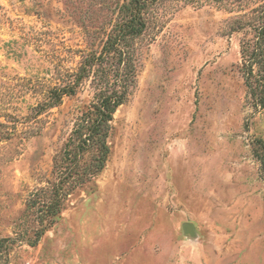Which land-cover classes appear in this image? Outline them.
<instances>
[{"label": "rangeland", "instance_id": "rangeland-1", "mask_svg": "<svg viewBox=\"0 0 264 264\" xmlns=\"http://www.w3.org/2000/svg\"><path fill=\"white\" fill-rule=\"evenodd\" d=\"M121 2L0 0V264H264V108L239 68L252 34L233 30L264 0L153 4L104 167L56 176L91 78L38 106L101 50ZM52 184L65 194L40 192Z\"/></svg>", "mask_w": 264, "mask_h": 264}, {"label": "trees", "instance_id": "trees-1", "mask_svg": "<svg viewBox=\"0 0 264 264\" xmlns=\"http://www.w3.org/2000/svg\"><path fill=\"white\" fill-rule=\"evenodd\" d=\"M157 1L160 0H122L118 7L123 17L113 23L108 32L105 30L101 50L84 51L75 72L67 75L68 81L50 90L53 95L39 104L37 112L53 107L63 95L79 86L82 79L91 78L94 88L92 101L77 115L66 143L53 157L56 176L61 177L62 182L65 181L63 178L73 176L78 182L85 183L104 167L113 113L126 100L130 86L135 83L133 43L144 31L147 14ZM233 30L243 32L245 36L252 34L251 38L245 37L240 41L239 68L254 105L264 108V3L244 13L243 22L237 21ZM260 160L264 166V157ZM63 163H69V166L66 168ZM40 192H52L56 198L65 194V187L52 184L50 188L41 187ZM49 205L55 203L49 200L46 207Z\"/></svg>", "mask_w": 264, "mask_h": 264}]
</instances>
